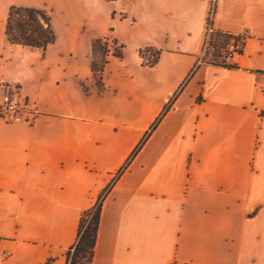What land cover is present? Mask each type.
<instances>
[{
  "label": "crops",
  "instance_id": "1",
  "mask_svg": "<svg viewBox=\"0 0 264 264\" xmlns=\"http://www.w3.org/2000/svg\"><path fill=\"white\" fill-rule=\"evenodd\" d=\"M11 7L53 43H10ZM0 82L35 114L0 120L1 264H66L96 204L91 264H264V0H0Z\"/></svg>",
  "mask_w": 264,
  "mask_h": 264
},
{
  "label": "trees",
  "instance_id": "2",
  "mask_svg": "<svg viewBox=\"0 0 264 264\" xmlns=\"http://www.w3.org/2000/svg\"><path fill=\"white\" fill-rule=\"evenodd\" d=\"M5 35L10 43L30 48L45 49L54 41V34L49 26V19L47 16L41 11L28 8L11 7L9 9ZM216 36L222 37L226 41L230 38L229 35L219 33H216ZM98 45H101L99 51L102 56L99 67H97L99 62L97 55ZM237 52H239V50ZM106 54L105 45L102 44L100 40L96 41L94 43L91 67L93 73L102 71ZM226 67L230 68V66ZM98 221L99 206H97L96 209L92 207L81 214L78 222L76 241L65 254L66 264H91Z\"/></svg>",
  "mask_w": 264,
  "mask_h": 264
},
{
  "label": "built area",
  "instance_id": "3",
  "mask_svg": "<svg viewBox=\"0 0 264 264\" xmlns=\"http://www.w3.org/2000/svg\"><path fill=\"white\" fill-rule=\"evenodd\" d=\"M211 28V24L208 21L205 29L204 41L202 44V53L206 49V46L210 38L214 35ZM113 47L112 52L108 54H113L118 47L111 45ZM97 76H100V72H97ZM34 111L27 108L26 105L21 103L19 95V84L16 82L7 83L0 82V120L5 123H20V124H30L34 120ZM97 204L94 208H97ZM6 253H0V264L7 258Z\"/></svg>",
  "mask_w": 264,
  "mask_h": 264
},
{
  "label": "rangeland",
  "instance_id": "4",
  "mask_svg": "<svg viewBox=\"0 0 264 264\" xmlns=\"http://www.w3.org/2000/svg\"><path fill=\"white\" fill-rule=\"evenodd\" d=\"M230 41L231 40L226 41L222 37H217L216 34H214L210 38V40L206 46V49L204 50V53H202V60L206 63H213V64H219V63L223 62L225 60V58H227V56L229 55L230 51L232 50L229 46ZM97 47H98L97 52L99 54L98 55L99 62H98L97 67H99L100 66V60L102 58V56L100 55L101 52L99 51V48H101V45H98ZM142 57L144 58L143 63H146V64L153 63L155 58H156L155 53H153V52H151L149 54H144V55H142ZM101 63H103V62H101ZM97 83H100V81L97 80ZM180 90H181V87L171 95L170 99H168L167 104L169 106L171 104V100L174 99L176 97V95H178Z\"/></svg>",
  "mask_w": 264,
  "mask_h": 264
}]
</instances>
